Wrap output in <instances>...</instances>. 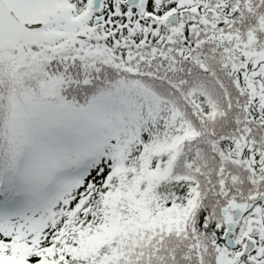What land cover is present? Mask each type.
<instances>
[{
	"label": "snow or ice",
	"instance_id": "obj_1",
	"mask_svg": "<svg viewBox=\"0 0 264 264\" xmlns=\"http://www.w3.org/2000/svg\"><path fill=\"white\" fill-rule=\"evenodd\" d=\"M0 264H264V0H0Z\"/></svg>",
	"mask_w": 264,
	"mask_h": 264
}]
</instances>
